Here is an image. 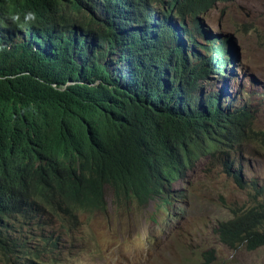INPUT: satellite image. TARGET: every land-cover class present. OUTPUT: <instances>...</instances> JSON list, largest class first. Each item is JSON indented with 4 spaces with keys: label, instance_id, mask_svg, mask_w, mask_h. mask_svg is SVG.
<instances>
[{
    "label": "trees",
    "instance_id": "trees-1",
    "mask_svg": "<svg viewBox=\"0 0 264 264\" xmlns=\"http://www.w3.org/2000/svg\"><path fill=\"white\" fill-rule=\"evenodd\" d=\"M219 1L0 0L1 256L20 259L13 233L30 220L73 241L79 213L106 211V189L117 207L143 206L200 160L251 200L218 223L221 243L264 247V185L234 171L238 157L251 168L241 156L258 154L245 147L264 153L254 129L263 100L205 88L232 65L227 41H198Z\"/></svg>",
    "mask_w": 264,
    "mask_h": 264
},
{
    "label": "rangeland",
    "instance_id": "rangeland-1",
    "mask_svg": "<svg viewBox=\"0 0 264 264\" xmlns=\"http://www.w3.org/2000/svg\"><path fill=\"white\" fill-rule=\"evenodd\" d=\"M201 23L203 35L198 41H227L232 55L227 73L213 74L205 88H224L239 100L247 93L254 103L262 99L254 129L264 130V0L218 2ZM245 149L258 154L241 156L251 168L238 157L239 168L235 165L234 171L264 185V153L255 144ZM106 199L104 213L79 215L80 232L73 241L58 224L28 221L13 233L24 245L20 259L0 255V264H201L203 253L211 249L217 255L214 264H264V247L253 252L243 246L229 249L216 234L220 221L251 205L247 190L218 164L200 160L167 194L143 206H115L110 189ZM45 218L54 221L50 214ZM58 235V249L46 251L45 241Z\"/></svg>",
    "mask_w": 264,
    "mask_h": 264
},
{
    "label": "clouds",
    "instance_id": "clouds-1",
    "mask_svg": "<svg viewBox=\"0 0 264 264\" xmlns=\"http://www.w3.org/2000/svg\"><path fill=\"white\" fill-rule=\"evenodd\" d=\"M219 2H226V1H219ZM218 3V2H217ZM220 28V27H219ZM232 45H234V43L231 42ZM108 203V202H107ZM80 214H84V213H79Z\"/></svg>",
    "mask_w": 264,
    "mask_h": 264
},
{
    "label": "bare ground",
    "instance_id": "bare-ground-1",
    "mask_svg": "<svg viewBox=\"0 0 264 264\" xmlns=\"http://www.w3.org/2000/svg\"><path fill=\"white\" fill-rule=\"evenodd\" d=\"M255 85V84H254ZM256 86V85H255Z\"/></svg>",
    "mask_w": 264,
    "mask_h": 264
}]
</instances>
